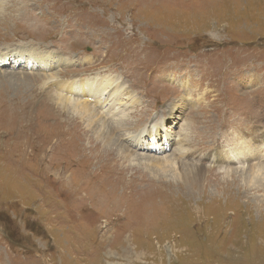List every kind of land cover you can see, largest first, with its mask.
Masks as SVG:
<instances>
[{"label":"rangeland","instance_id":"1","mask_svg":"<svg viewBox=\"0 0 264 264\" xmlns=\"http://www.w3.org/2000/svg\"><path fill=\"white\" fill-rule=\"evenodd\" d=\"M26 44L68 57L61 80L121 76L141 99L126 122L165 147L140 153L171 159L184 136L206 171L193 191L107 157L11 59L0 76L31 91L0 84V264H264V191L232 173L255 154L206 159L264 140V0H4L0 50Z\"/></svg>","mask_w":264,"mask_h":264},{"label":"bare ground","instance_id":"2","mask_svg":"<svg viewBox=\"0 0 264 264\" xmlns=\"http://www.w3.org/2000/svg\"><path fill=\"white\" fill-rule=\"evenodd\" d=\"M3 5H4V0H1L0 7L1 6L3 7ZM12 50H14V52L11 55L9 51L5 52L0 50V68L5 66V64L8 63L10 64L11 63L10 60L12 59L15 61V64H13L14 66L20 67L22 66L21 63L24 62L23 65L32 68L30 71L33 70L36 73H40V79L44 81L43 84L45 87L43 92L47 97L46 99L55 100L56 101L55 103L61 105L59 107L62 110H64L65 114L67 112L69 114L76 112L77 116L75 118L74 117L73 118L69 117V118L72 119V121L80 120L81 123H85L84 128H81L83 132L82 134L91 130L92 132L91 138L94 137V141L95 140L98 141L97 143L98 148L101 149L103 148L104 149L103 151L105 152L110 151L111 156L116 157L117 161H119L121 165L122 163H127V162L131 164L133 163V161L142 162L141 163L142 169H145L146 165H149L151 167H157L160 165L161 172L158 174L157 173L153 174L154 179L156 178L155 176L164 178L166 175H168L174 179L178 178L179 182H181L183 186L185 185L187 189H193L194 191L199 188L198 184H200V182L203 181L202 176H204L206 171L204 169V163L200 162V164L198 163L194 164L181 160L182 155H186L187 160L189 158V156L186 154L187 153L186 149L180 151L182 145L185 143V142L183 143V141L185 140L184 136L180 138L177 144L175 145V149L173 150L174 152L173 154H175V156L171 159L167 158V156L160 158V157H156L155 155L144 156L140 153L144 151L162 153L165 151V147L162 146L159 149L160 145L157 144V135L150 133L148 131L146 133L145 128L138 129L135 126L133 127L130 126L128 121L126 122L127 119L126 110L131 111L132 109H135V107L141 103V99H139L132 92V90L128 88L126 82H124L121 76H119L118 74L114 75V73L113 76H111L112 71H106V72L101 71L104 73L109 72L110 75L100 76L101 74L100 73L83 78L84 76L87 75L85 74L83 77H79L78 79L61 80L59 78V73H58L59 70L61 68L69 66L71 61L68 60V57L64 58L62 56L63 54L60 53L59 51L58 52L60 54H58L56 51L45 50V49L30 50L28 49V44L20 45L17 48H13ZM143 57L146 56L144 55ZM87 61L89 62L90 60ZM55 66L57 68L55 69V71L47 70L49 68H54ZM166 68L167 67H164V69ZM20 74L23 73L20 72ZM173 76L174 78H176L175 75ZM0 77L2 80L0 84L3 83L8 85L9 82L14 87H18V86H20V88L25 87L27 91H29L28 89H30V85H29L30 83L27 84L28 80L26 75L15 76V74L6 73V74H2ZM174 78H171V76L168 75L167 73L166 79L170 81V80H174ZM172 83H173L172 87H175L176 83L175 82ZM180 87H181L180 90L184 89V87H182L181 84ZM202 99L203 98L199 97L197 101L200 100L202 103L204 100ZM48 102L52 103L50 101ZM173 104L174 103L171 102V107L173 106ZM128 107L131 108L128 109ZM65 114L63 115V117L65 116ZM63 117L55 120L61 123L63 122L62 119ZM75 124H77V122H75ZM134 132H136V134L132 135ZM125 134H127L128 136L127 138H125V142H124L123 138L121 137H123ZM137 134H139L141 138V143L137 141ZM129 137H131L133 140L129 139ZM164 137H166L165 139L168 138L166 132L164 133ZM146 139L147 141L144 143L143 141H145ZM249 142L250 141L248 140L246 142H240L241 148L240 147L237 148L238 145L236 148L230 149L228 147L230 151L229 150L224 151L223 149L215 150L216 152L208 154V158L206 159H208L210 163L213 160H215L214 162L226 163L231 161L230 158L234 156V154L240 153V151L242 150H245L248 154L249 153L255 154V159H248L246 161L242 159L244 158L243 156L241 158V161H244V163L239 167V170H235L237 166L233 167L232 169H234V171L232 170V173L237 174L238 179L246 180L249 184H251V186H255L257 190L259 189L261 191H264V140H262L258 144H254V143L249 144ZM244 143L245 145H243ZM223 151L224 154L227 153L228 155L227 159L225 161H219L221 159L217 153L223 154ZM188 152H191V150ZM110 153L109 155H107V157H111ZM105 161L108 160L105 159L103 163ZM228 175L230 176V174ZM193 191H192V195H196L195 193L197 192H193Z\"/></svg>","mask_w":264,"mask_h":264}]
</instances>
